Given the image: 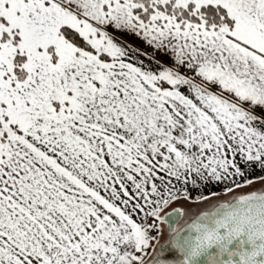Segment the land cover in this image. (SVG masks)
I'll use <instances>...</instances> for the list:
<instances>
[{
  "label": "snow or ice",
  "instance_id": "obj_1",
  "mask_svg": "<svg viewBox=\"0 0 264 264\" xmlns=\"http://www.w3.org/2000/svg\"><path fill=\"white\" fill-rule=\"evenodd\" d=\"M0 264H264V0H0Z\"/></svg>",
  "mask_w": 264,
  "mask_h": 264
}]
</instances>
